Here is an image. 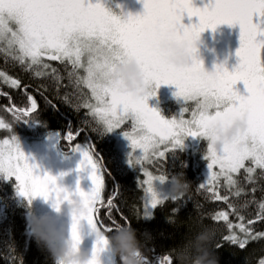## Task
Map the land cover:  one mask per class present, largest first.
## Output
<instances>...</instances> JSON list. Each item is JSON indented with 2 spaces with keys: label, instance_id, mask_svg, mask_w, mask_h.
I'll return each mask as SVG.
<instances>
[{
  "label": "snow or ice",
  "instance_id": "obj_1",
  "mask_svg": "<svg viewBox=\"0 0 264 264\" xmlns=\"http://www.w3.org/2000/svg\"><path fill=\"white\" fill-rule=\"evenodd\" d=\"M143 15L122 19L104 7L102 3L92 4L90 0H0V48L26 71H34L36 77L52 76L57 82L63 79L59 69L50 62L65 65L68 78L74 84L77 94V110L85 109L101 135L119 130L129 142L131 151L127 160L121 158L119 145H114L113 162L117 171L137 169L144 179L136 180L143 195V219L154 218V212L166 202L175 198L162 197L155 189L157 180L163 182L167 175L164 165L169 153L183 149L189 137L202 138L217 123H227L240 113L249 117V131L246 136L221 153L208 148L209 174L198 190L207 193L211 201H220L228 210L210 214L214 222H224L228 234L222 240L245 249L249 243L264 239V232L252 227L264 221V199L245 201L241 205L232 202V197L247 195L246 184L256 185L264 180V0H211L203 8L194 6V0H142ZM185 14L198 17L199 23L185 26ZM254 16L260 23H254ZM239 25L241 29L240 48L237 52L239 66L229 72L217 66L214 76L204 74L203 64L196 60L189 70H177L157 50L158 41L173 32L182 41L196 44L201 33L218 26ZM195 51V48H193ZM127 57H135L145 68L146 77L155 89L162 85H174L185 106L179 119H165L158 110L151 108L147 99L122 94L107 86V76L114 67ZM0 78L11 86L19 88L20 81L0 70ZM243 82L249 95L241 96L235 85ZM88 92H84L83 89ZM155 91L153 95H155ZM68 99L67 96L64 98ZM26 107L13 105L11 112L17 123L36 121L29 119L38 109L31 96ZM193 102L191 109L187 106ZM211 109V110H210ZM185 114H188L186 117ZM87 124V121H85ZM129 125L124 129V125ZM0 129L11 132L10 138L0 140V177L13 178L17 192L29 203L34 198L59 200L78 196L89 207L85 221L99 235L116 231L122 225L131 223L117 205L119 188L113 187L105 198V167L102 157L94 152L91 143L72 145L83 131L71 129L59 137L70 145V151L80 153L82 160L79 171H88L93 187L85 192L79 186L75 191L61 187L60 178L42 172L35 162L22 151L12 124L0 119ZM152 165L150 170L145 165ZM126 165V167H125ZM243 174V179L241 176ZM108 175H112L111 172ZM222 189H227L221 194ZM258 189L253 187L252 193ZM186 204L184 199L179 200ZM251 203H258V212L252 219L242 214ZM197 208L202 205H196ZM104 211L109 223L101 218ZM180 207L174 208L177 214ZM120 213L121 224L113 215ZM208 216L209 214H205ZM235 215L239 223L230 220ZM169 222L174 220L169 218ZM79 222L73 224L72 236L79 241ZM238 229V232L236 231ZM106 240H96V250L103 251ZM223 245L216 243L219 249ZM21 264L23 262L21 261ZM145 264H173L171 251L153 259L145 256ZM264 264V258L258 260Z\"/></svg>",
  "mask_w": 264,
  "mask_h": 264
},
{
  "label": "trees",
  "instance_id": "obj_2",
  "mask_svg": "<svg viewBox=\"0 0 264 264\" xmlns=\"http://www.w3.org/2000/svg\"><path fill=\"white\" fill-rule=\"evenodd\" d=\"M3 47L5 46L0 45V48ZM50 63L59 69L63 76L61 81L57 82L48 75L36 77L34 71L24 70L18 62L12 60L4 51H0V70L20 81V87L16 88L0 78V119L12 124V131L20 142L42 141L51 134H57L56 143L62 154L71 152L70 145L59 137L65 135L69 129L75 132L83 128L80 135L72 141V145L86 142L95 145L94 152L103 158L101 163L105 167L104 196L107 198L114 186L119 188L117 205L120 212L128 218L131 226L137 230L146 257L153 259L172 251L194 237L201 226H208L215 231L214 243L220 242L223 245L216 249L220 264H258V260L264 258V239L251 242L241 250L222 240V237L228 234L225 223H217L210 218L211 213L218 210L227 211L228 206L220 201H211L207 193L198 190V185L204 183L202 171L207 163L205 158L207 148L203 140L195 148L169 153L164 165L165 173L169 178L183 173L187 181L192 183L189 195L184 198L187 203L183 204L181 201L174 203L169 200L155 210L154 218L144 220L142 199L144 193L137 188L136 183L138 177L141 179L139 170L128 169L124 174L117 171L112 159L116 145L113 138L110 134L101 135L99 130L93 131L97 126L86 115V110H77L75 107L77 90L68 78L65 65L56 61ZM83 91L88 92L86 88ZM29 96L34 98L38 105L37 111L29 118L36 121L17 123L7 109L13 105L28 106ZM65 96L68 97L67 100L64 99ZM11 134L6 129H0V140L10 138ZM121 158L123 161L127 159L122 153ZM152 169L151 165L150 170ZM109 172L112 175H108ZM16 185L14 178L6 180L0 177V264H21V261L23 264H55L50 254L42 250L32 237L29 217L34 212L33 205L31 203L32 206L29 207L30 203L19 195ZM253 187L258 189L255 193L251 191ZM245 188L247 195L232 197L233 203L239 206L245 201H252L253 198L257 202L264 199V180H258L256 185L246 184ZM226 191L227 189H222L221 194H225ZM198 204L202 207L197 208ZM178 206L179 212L173 214L172 210ZM257 212L258 203H251L242 214L246 219H252ZM100 215L105 224L109 223L103 210ZM113 215L124 224V220L120 219V213L113 212ZM169 218L175 223L168 222ZM229 218L234 223H239L235 215H230ZM252 227L256 232H264V221L257 222ZM236 231L238 232V229ZM115 264H122L117 256H115Z\"/></svg>",
  "mask_w": 264,
  "mask_h": 264
},
{
  "label": "clouds",
  "instance_id": "obj_3",
  "mask_svg": "<svg viewBox=\"0 0 264 264\" xmlns=\"http://www.w3.org/2000/svg\"><path fill=\"white\" fill-rule=\"evenodd\" d=\"M157 50L170 65L182 71L193 67L199 51L197 43L182 41L173 32L158 41ZM203 69L207 77L214 76V71L209 72L204 65ZM107 86L119 90L124 95L147 99V103L158 93V89H155L154 84L146 77L144 66L135 57H127L114 67L107 76ZM154 91L155 95H153ZM248 131L249 117L246 113H240L227 123L213 125L202 138L208 141V148L221 153L226 147L246 136ZM157 184L167 186V195L157 187ZM191 186L192 183L187 181L183 173L170 178L167 176L163 182L157 180L154 184L156 191L162 197L175 198L177 201L189 195ZM34 200L35 198L32 201ZM52 205L58 215L67 216L71 220L70 236H66L65 230L58 227L56 218L51 215H36L32 212L29 226L37 245L50 254L55 264H103L102 254L105 251H110L119 257L122 264H145L141 240L138 238L137 230L132 226L122 225L114 232L99 235L90 228L96 240H106V244L103 251H97L96 247L85 250L82 246L80 227L79 241L74 240L72 236L73 224L79 222L81 226V222L89 215V207L84 200L78 196L68 199L61 197L59 200H52ZM31 206L30 203L29 207ZM214 241L215 231L208 226H201L194 237L171 251L173 264H220Z\"/></svg>",
  "mask_w": 264,
  "mask_h": 264
},
{
  "label": "rangeland",
  "instance_id": "obj_4",
  "mask_svg": "<svg viewBox=\"0 0 264 264\" xmlns=\"http://www.w3.org/2000/svg\"><path fill=\"white\" fill-rule=\"evenodd\" d=\"M92 4L102 3L106 9L110 12L114 10L113 0H90ZM211 0H194V6L198 8L205 7ZM117 16L116 13L113 12ZM118 17H120L118 15ZM123 19V18H122ZM254 23H260V17L254 16ZM183 24L191 26L192 24H198V17L189 18L185 14L182 20ZM264 27V25H261ZM240 35L241 29L237 24L230 26L223 24L217 27L215 31L208 29L201 33L197 42L198 60L203 62L206 70L213 72L217 66L225 67L229 72L234 71L240 63L237 52L240 48ZM235 91L241 96L247 97L249 95L245 84L241 81L235 85ZM178 89L174 85H162L158 89L157 95L148 101L151 108L156 109L165 119H179L182 109L185 106V102L182 98H177L176 93ZM190 109L194 107L193 102H189L187 105ZM187 117L188 114H185ZM129 125H124V129L127 130ZM113 138L115 144L119 145L121 153L128 156L131 151L129 142L124 138L123 134L117 130L114 133H109ZM203 140L204 145L208 151V141L203 138L189 137L184 141L183 149L195 148L199 142ZM20 142V141H19ZM58 135L51 134L39 141L27 142L21 141L22 151L30 158V162H35L39 165L42 172L51 174L60 178L58 183L61 187H64L70 191H75L79 186L85 192H88L93 187L89 178L88 171H79V166L82 160L80 153L69 152V154H62L58 148ZM181 150V149H178ZM127 160V159H126ZM207 160L206 166L202 171V178L204 182L209 174ZM151 165H145L150 169ZM141 175V180L144 179ZM17 187V186H16ZM158 188L167 195V186H161L157 184ZM33 209L36 215H51L56 218L58 227L65 230L66 236H70L71 233V220L67 216L58 215L52 205V200L45 201L43 198H35L31 201ZM80 232L83 239V248L85 250H92L96 246V237L91 232L90 226L86 221L81 222ZM103 264H115V256L110 251H105L102 254Z\"/></svg>",
  "mask_w": 264,
  "mask_h": 264
},
{
  "label": "water",
  "instance_id": "obj_5",
  "mask_svg": "<svg viewBox=\"0 0 264 264\" xmlns=\"http://www.w3.org/2000/svg\"><path fill=\"white\" fill-rule=\"evenodd\" d=\"M116 6L121 12L123 19H127L129 15L137 16L139 14V0H115Z\"/></svg>",
  "mask_w": 264,
  "mask_h": 264
},
{
  "label": "flooded vegetation",
  "instance_id": "obj_6",
  "mask_svg": "<svg viewBox=\"0 0 264 264\" xmlns=\"http://www.w3.org/2000/svg\"><path fill=\"white\" fill-rule=\"evenodd\" d=\"M112 4H113V6H114V10L111 11V12H112V13H113V12L116 13L117 16L119 15V16L122 18V14H120L121 12H120L119 9L117 8L115 0H113V3H112ZM144 11H145V9H144V4H143L142 0H139V14H140V15H143ZM184 25L187 26V24H184Z\"/></svg>",
  "mask_w": 264,
  "mask_h": 264
}]
</instances>
